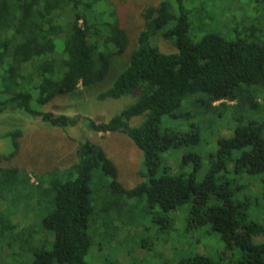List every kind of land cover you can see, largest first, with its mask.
<instances>
[{
  "label": "trees",
  "instance_id": "16d2710c",
  "mask_svg": "<svg viewBox=\"0 0 264 264\" xmlns=\"http://www.w3.org/2000/svg\"><path fill=\"white\" fill-rule=\"evenodd\" d=\"M185 1L142 6L143 23L125 57L129 39L110 0H0V114L23 113L62 128L82 123L88 130L122 131L142 151L147 170L145 181L124 187L113 161L87 136L78 141L70 169L34 173V183L28 170L0 164V264H86L98 215L116 208L117 219L122 198L145 200L152 220L165 226L161 231L174 225L170 213L188 204L186 229L208 223L222 239L219 259L196 251L161 264H264V42L215 32L190 38ZM158 36L170 38L176 49L161 51L153 41ZM114 66L119 71L96 98L135 91L137 97L109 119L43 109L79 85L88 90ZM187 96L192 108L182 111ZM136 116L140 122L131 123ZM224 116L232 120L231 133L217 135L208 167L196 179L203 120ZM163 117L171 123L166 128ZM1 126L10 150L0 155L9 158L23 128ZM176 147L179 169L162 158ZM190 161L192 169L183 171ZM97 170L110 178L107 193L114 197L101 206L91 199ZM253 207L259 212H250ZM234 248L239 255L232 260Z\"/></svg>",
  "mask_w": 264,
  "mask_h": 264
},
{
  "label": "rangeland",
  "instance_id": "374dc122",
  "mask_svg": "<svg viewBox=\"0 0 264 264\" xmlns=\"http://www.w3.org/2000/svg\"><path fill=\"white\" fill-rule=\"evenodd\" d=\"M158 1L110 0L116 8L129 39L128 48L124 53L125 57L133 47L137 32L142 26L143 20L140 13L142 6L155 5ZM185 5L190 21L188 35L192 39H198L207 32H215L226 39L244 38L264 42V0H186ZM153 41L159 45L158 48L161 51L176 49L170 42V38L165 39L158 36ZM115 66L103 80L92 85L88 90L79 85L76 92L57 95L43 105V109L68 115H87L98 121L109 119L137 97V91H135L115 99L96 98V94L110 85L119 71V68ZM189 97L187 96L182 101L180 110L189 111L192 108L187 103ZM141 119V116L133 117L131 123L137 124ZM193 119L183 120V123H189ZM161 124L166 128L171 123L169 118L163 117ZM1 125L6 127L19 125L23 128V132L18 138L16 152L9 158H2L0 155V164L28 170L30 181L33 183L35 182L34 173L39 174L53 168L70 169L76 161L78 141L85 136L98 143L113 161L117 168V180L124 187H132L147 179L142 151L122 131H93L88 130L82 123L62 128L46 124L39 117L17 112L1 113ZM231 128L232 120L226 116L216 118V120H203L201 141L195 146V149H198L202 155L201 167L195 172L196 179H200L208 167L207 155L217 148V135L227 136L231 133ZM8 150H10L8 139L0 138V153H6ZM180 156L181 148L179 147L162 153L164 162L174 169H179ZM192 166L193 162L190 161L182 170L188 172ZM109 179L101 171L94 172L90 181L93 205L101 206L106 200L114 198L107 193ZM252 185L257 190L258 185L256 183ZM122 199L124 203L120 207V216L117 219L115 218L116 208H107L97 217L98 227L94 225L92 230L91 225L92 244L85 255L86 264H161L164 261L172 262L196 251L213 259H219V255H222V239L208 223L186 229L188 204L180 207L183 210L176 209L171 212L170 214L175 216L174 225L167 226L166 230L161 231L165 226L152 220L154 212L151 214L147 211L145 200ZM156 208L155 206L153 209ZM182 211L184 212L181 217ZM249 211L259 212V208L253 207ZM18 220L24 223L20 218ZM36 220L38 221V218ZM113 223L115 224L112 225ZM117 223H120L118 230ZM166 238L169 241H166ZM229 255L234 260L239 253L234 248Z\"/></svg>",
  "mask_w": 264,
  "mask_h": 264
}]
</instances>
